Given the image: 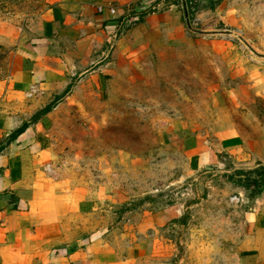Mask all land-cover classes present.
I'll list each match as a JSON object with an SVG mask.
<instances>
[{
	"label": "rangeland",
	"instance_id": "1",
	"mask_svg": "<svg viewBox=\"0 0 264 264\" xmlns=\"http://www.w3.org/2000/svg\"><path fill=\"white\" fill-rule=\"evenodd\" d=\"M54 1L0 0V26L31 30ZM183 1L190 22L223 16L264 60V0ZM14 46L0 42V79ZM229 68L198 43L150 52L100 88L75 85L44 119L61 177L104 193L106 234L165 210L163 264H264V80Z\"/></svg>",
	"mask_w": 264,
	"mask_h": 264
},
{
	"label": "crops",
	"instance_id": "2",
	"mask_svg": "<svg viewBox=\"0 0 264 264\" xmlns=\"http://www.w3.org/2000/svg\"><path fill=\"white\" fill-rule=\"evenodd\" d=\"M184 3L55 0L31 30L0 26V42L15 45L10 75L0 79V264H163L157 226L165 210L106 234L105 216L96 212L106 206L98 203L104 193L61 177L44 127L50 111L32 116L75 85L100 88L125 64L176 45L215 51L230 74L262 86L264 60L251 56L223 16L215 26L190 22Z\"/></svg>",
	"mask_w": 264,
	"mask_h": 264
},
{
	"label": "trees",
	"instance_id": "3",
	"mask_svg": "<svg viewBox=\"0 0 264 264\" xmlns=\"http://www.w3.org/2000/svg\"><path fill=\"white\" fill-rule=\"evenodd\" d=\"M59 101V98L54 99L50 104L46 105L43 109H41L39 112H37L34 116H32V120H36L40 115H43L49 111H51L57 102ZM27 126V123H23L21 127H19L14 134H12V137H15L18 133L22 132Z\"/></svg>",
	"mask_w": 264,
	"mask_h": 264
},
{
	"label": "built area",
	"instance_id": "4",
	"mask_svg": "<svg viewBox=\"0 0 264 264\" xmlns=\"http://www.w3.org/2000/svg\"><path fill=\"white\" fill-rule=\"evenodd\" d=\"M97 9H98V11H101V10H102V6H98ZM109 11H110L111 13H114V9H112V8H111ZM28 95H30V94H28Z\"/></svg>",
	"mask_w": 264,
	"mask_h": 264
},
{
	"label": "water",
	"instance_id": "5",
	"mask_svg": "<svg viewBox=\"0 0 264 264\" xmlns=\"http://www.w3.org/2000/svg\"><path fill=\"white\" fill-rule=\"evenodd\" d=\"M183 3H184V1H183ZM184 6H185V3H184ZM259 187H260V185H259Z\"/></svg>",
	"mask_w": 264,
	"mask_h": 264
}]
</instances>
